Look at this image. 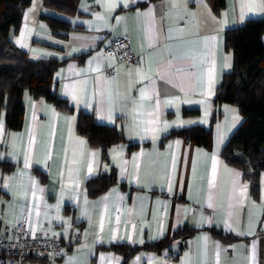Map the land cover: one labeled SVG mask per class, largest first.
<instances>
[{
  "label": "crops",
  "instance_id": "obj_1",
  "mask_svg": "<svg viewBox=\"0 0 264 264\" xmlns=\"http://www.w3.org/2000/svg\"><path fill=\"white\" fill-rule=\"evenodd\" d=\"M114 2L78 0V12L65 14L30 0L23 10L12 41L31 58L60 61L52 89L65 104L25 91L18 129L1 111L0 232L25 214L31 233L78 238L56 264H264V169L252 195L220 153L241 120L238 107L213 101L231 63L225 29L264 11H248L247 0H223L218 12L212 0ZM40 15L70 27L55 33ZM117 35L128 37L135 64L105 53ZM79 111L115 126L125 142L107 147L105 159L76 131ZM214 113L209 146L164 137L207 125ZM112 167L115 182L87 195L85 181ZM162 240L159 250L147 247Z\"/></svg>",
  "mask_w": 264,
  "mask_h": 264
},
{
  "label": "trees",
  "instance_id": "obj_2",
  "mask_svg": "<svg viewBox=\"0 0 264 264\" xmlns=\"http://www.w3.org/2000/svg\"><path fill=\"white\" fill-rule=\"evenodd\" d=\"M30 0H0V113L9 129H18L23 121V93L33 98L43 97L56 105H64L52 89V74L59 64L55 57L31 58L27 52L12 41L19 28L24 8ZM45 7L65 14L77 13L78 0H42ZM223 0H212L215 12ZM47 25L56 31H65L69 21L63 17L40 15ZM60 33V32H59ZM224 48L230 52V67L224 71L216 87L215 103H232L238 107L241 120L221 148L223 159L242 171L251 182V192H257L258 174L264 169V16L247 18L241 25L225 29ZM184 109V112H190ZM219 113H214L207 125H191L171 129L164 137L182 136L196 144L209 146L212 124ZM76 131L85 135L88 143L100 147L106 159V149L118 142H125L121 131L113 125L97 123L91 113L79 111ZM129 146L132 143H128ZM116 180L114 168L88 178L85 192L93 196L106 190ZM178 230H175L177 232ZM221 236L220 231L214 230ZM166 240L147 244L160 249ZM112 248L122 250L120 244Z\"/></svg>",
  "mask_w": 264,
  "mask_h": 264
},
{
  "label": "built area",
  "instance_id": "obj_3",
  "mask_svg": "<svg viewBox=\"0 0 264 264\" xmlns=\"http://www.w3.org/2000/svg\"><path fill=\"white\" fill-rule=\"evenodd\" d=\"M105 53L124 64L137 62V55L126 35L113 37L105 46ZM115 70L112 65L107 73L114 74ZM77 240L70 244L57 236L31 233L24 214L6 224L0 232V264H56V260L65 255L72 244L78 243ZM172 256L170 252L162 254L165 262Z\"/></svg>",
  "mask_w": 264,
  "mask_h": 264
},
{
  "label": "snow or ice",
  "instance_id": "obj_4",
  "mask_svg": "<svg viewBox=\"0 0 264 264\" xmlns=\"http://www.w3.org/2000/svg\"><path fill=\"white\" fill-rule=\"evenodd\" d=\"M107 6L108 7H115L116 5H115L114 0H108ZM243 7H244V5L242 4L241 15H243ZM247 9H248V11H256L257 9L264 11V0H247ZM17 43H21V41L18 40ZM81 143H83V141H81ZM178 143L179 142H177V144ZM89 171H91V169H89ZM237 175H239V174H237ZM244 188H246V186H242V191ZM129 239H131V238L129 237Z\"/></svg>",
  "mask_w": 264,
  "mask_h": 264
}]
</instances>
